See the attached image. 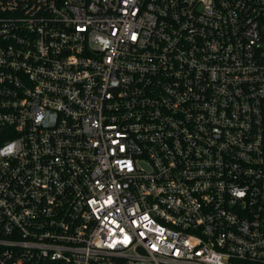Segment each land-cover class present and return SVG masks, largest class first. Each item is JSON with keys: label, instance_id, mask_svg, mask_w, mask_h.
Wrapping results in <instances>:
<instances>
[{"label": "built area", "instance_id": "2783aa9c", "mask_svg": "<svg viewBox=\"0 0 264 264\" xmlns=\"http://www.w3.org/2000/svg\"><path fill=\"white\" fill-rule=\"evenodd\" d=\"M264 264V0H0V264Z\"/></svg>", "mask_w": 264, "mask_h": 264}, {"label": "trees", "instance_id": "16d2710c", "mask_svg": "<svg viewBox=\"0 0 264 264\" xmlns=\"http://www.w3.org/2000/svg\"><path fill=\"white\" fill-rule=\"evenodd\" d=\"M236 264H263L260 262H254V261H238Z\"/></svg>", "mask_w": 264, "mask_h": 264}]
</instances>
